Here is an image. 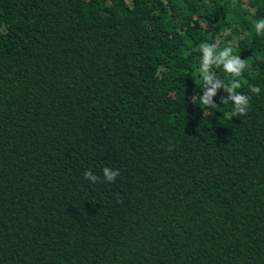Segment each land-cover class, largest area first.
I'll return each instance as SVG.
<instances>
[{"label": "trees", "instance_id": "1", "mask_svg": "<svg viewBox=\"0 0 264 264\" xmlns=\"http://www.w3.org/2000/svg\"><path fill=\"white\" fill-rule=\"evenodd\" d=\"M261 19L264 0H0V264H264Z\"/></svg>", "mask_w": 264, "mask_h": 264}, {"label": "clouds", "instance_id": "2", "mask_svg": "<svg viewBox=\"0 0 264 264\" xmlns=\"http://www.w3.org/2000/svg\"><path fill=\"white\" fill-rule=\"evenodd\" d=\"M255 29L257 34L261 33V30L264 29V19H261L256 22L255 24ZM204 51V59H203V65L204 68L207 69L209 64L213 62V48L211 46L205 45L203 47ZM232 48L231 47H225L222 51H220L219 56L215 58V62L218 64L222 65L223 69L227 73L235 74V75H240L241 74V69L244 66V61H242L239 56H231ZM233 87H240L239 84L233 85ZM252 92L259 93V88L258 87H252L251 88ZM214 94V91H209L205 95V103H207L208 99L210 96ZM232 100L235 102L237 112L239 114H244L246 112V109L243 107H239L242 104L248 105V100L249 98L243 94H238L234 95L232 97ZM103 175L107 181H114L115 177L119 175L118 170H112L108 167L103 168ZM84 176L86 179H89L93 182H96L99 177L94 175L90 170L86 171L84 173Z\"/></svg>", "mask_w": 264, "mask_h": 264}]
</instances>
